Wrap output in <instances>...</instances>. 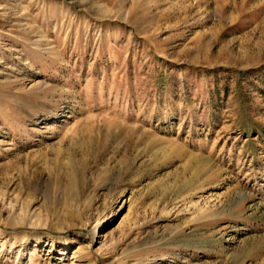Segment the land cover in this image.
Instances as JSON below:
<instances>
[{"label":"rangeland","instance_id":"obj_1","mask_svg":"<svg viewBox=\"0 0 264 264\" xmlns=\"http://www.w3.org/2000/svg\"><path fill=\"white\" fill-rule=\"evenodd\" d=\"M0 264H264V0H0Z\"/></svg>","mask_w":264,"mask_h":264}]
</instances>
